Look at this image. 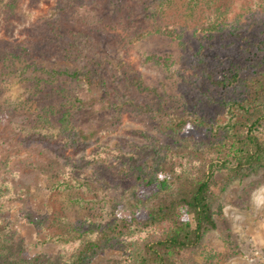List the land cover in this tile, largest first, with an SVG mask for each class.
I'll list each match as a JSON object with an SVG mask.
<instances>
[{
	"label": "rangeland",
	"instance_id": "374dc122",
	"mask_svg": "<svg viewBox=\"0 0 264 264\" xmlns=\"http://www.w3.org/2000/svg\"><path fill=\"white\" fill-rule=\"evenodd\" d=\"M105 1L111 6L109 14H113L111 10L116 11L114 6L109 0ZM191 2L175 0V6L172 4V17L161 21L158 3L153 8L150 5L149 9L152 11L144 22L141 20L137 39L129 33L123 39H112L114 34L100 35L97 46H103L110 58L109 70L115 87L112 100L116 103L129 101V105H124L125 108H135L142 103L148 108H155L160 102L166 103L161 108L162 123L154 119L155 114L150 118L147 114H137L134 118L125 114L120 128L105 136L102 142L111 146L118 142L127 147L126 151H133L131 143L138 142L145 144L143 147L147 146L146 138L140 133L146 132L158 135L165 144L176 145L175 142L184 138L198 144L196 146L199 153L191 154L190 157L184 152H165L167 156L164 160L167 161L169 175L167 178L176 184L178 176L182 180V174H189L190 170L197 176L203 171V160L200 159L202 153L208 161L217 160L211 182L213 213L217 225L206 231L197 247L186 249L177 256V260L182 264H264V163L253 166L247 164L246 160L250 152L255 150L254 146L244 147L241 140L229 138L228 129L222 128L227 123L234 124L232 133L243 141L248 122L262 112L255 111L248 120L239 111L238 117L231 107L229 109L228 103L214 96L213 84L205 81L204 74L198 73L203 65L208 68L219 66V69L226 70L242 68L249 59L244 40L250 37H255L254 43L249 44L251 49L256 50V58L260 59L264 55V21L253 27L254 22L250 24L252 18L239 15L244 6L251 4L250 0H198L195 6H190ZM20 4V21L12 16L6 18L5 12L0 8V72L12 70V74L0 81V128L6 120L4 116L17 112L21 115V108L16 109L17 104L22 107L18 102L28 99L34 91L28 83L17 77L18 67H24L27 60L25 56L21 59L23 53L19 48L21 51L28 49L27 52L32 53L34 51L31 44H36L38 49L35 52L37 50V53L47 56L40 60L47 67L65 68L72 65L68 60L59 58V53L53 54L58 49L47 46L45 32H52L50 22L54 19L56 0H21ZM79 14L80 11L75 20L79 19ZM224 16L226 26L221 33L218 32L221 36L212 37L210 31L206 32L202 28L205 23H215L216 17L217 24L223 23ZM36 20L38 22L33 23V26L42 27L43 22L48 24L45 32L36 30L34 36L32 32L25 31V27ZM168 25L166 30H179V33L183 32L182 37L168 33L161 35L156 31L158 26L166 28ZM116 30L121 31L118 27ZM254 34L259 35V38ZM44 36V41H41ZM209 37L214 39L210 40ZM217 38H222L221 43L217 42L220 44L218 50L222 57L220 61L213 62L208 50L210 42ZM259 44L263 47L262 51L257 50ZM196 72L198 78L191 80L188 75L196 76ZM212 76L217 77L214 73ZM73 84L75 83L70 86ZM67 85L69 83L65 84ZM230 93L242 97L247 95L243 90ZM234 96H229V100ZM49 104L44 101L33 102L26 109L29 110L26 112L29 121L25 125H11L13 128H21L19 137L26 139L25 145H22L31 146L32 151L27 152L21 148L10 154H0V215L6 225L4 232H0V241L4 240L8 246L0 248V264H11L9 258L14 256L33 264H50L53 260L59 262L61 257L64 259L72 254L84 240L91 236L97 238L102 225L117 220L118 213L130 205L129 196L142 200L146 206L142 207V219L139 218L142 223L138 220L140 225L150 216V203H155L149 200L158 191L156 179L150 180L151 175L147 169L150 164H145L147 171L144 173L136 168H132L130 173L121 169L118 171L113 164L120 160L126 168H131L132 164L137 165L134 161L130 164L128 157L119 156H112L110 165L106 168V178L103 179L106 182H103V191L99 190L100 194L96 196L94 210H89L84 202L67 201L64 183H59L62 178L65 181L62 169L57 167L59 164L55 163L50 168L44 156H37L33 150V146L40 142L45 143V148H49V143L62 145V133L56 122L59 110L52 103ZM175 109L182 111L175 112ZM183 111L184 114L190 112L191 115H202L205 122L199 124L198 120L191 119L192 125L181 132L165 127L173 115ZM101 113L103 112H98L100 118ZM156 114L160 116L159 113ZM39 119L44 121L37 123ZM254 131L260 145L264 146V119L255 125ZM5 138L6 136L0 139V146ZM143 149L145 148H139V156L133 155V159L138 157L139 162L146 160L150 153ZM136 152L134 150V153H130ZM52 168H56V175ZM89 170L88 168L86 171ZM110 189L116 192L110 193ZM104 194L109 195L104 197ZM87 215L92 219L89 221L84 218L83 221V217ZM89 224H94L91 236L84 234L81 239L72 242L74 234L84 231L87 226L89 228ZM140 225L134 223L131 229L136 228L135 231L114 236L104 242L86 264H133L136 248L153 231L162 229L159 225L153 227L155 230L151 226L139 227Z\"/></svg>",
	"mask_w": 264,
	"mask_h": 264
},
{
	"label": "trees",
	"instance_id": "16d2710c",
	"mask_svg": "<svg viewBox=\"0 0 264 264\" xmlns=\"http://www.w3.org/2000/svg\"><path fill=\"white\" fill-rule=\"evenodd\" d=\"M191 1L190 6L197 5L196 1L198 0ZM250 1L251 4L244 6L239 15L252 18L250 24L254 22L252 24L254 27L257 23L264 21V0ZM20 2L21 0H1L0 8L2 7V11L5 12L6 18L12 16V18L19 21L22 19ZM109 3L116 10H111V12H114L113 14H109L111 6L109 7L105 0H56L53 9L54 19L50 22L52 32H45L47 22H43L44 26L42 25V27L33 26V23H37L39 18L33 21L30 26L25 27V31L32 32L34 36L36 30H44L48 39L47 46L54 50L58 49L53 54L59 53V58L68 60L72 65L65 68L47 67L43 62H40V60L46 59L47 56L37 53V50L35 52V49H38L36 44H31L34 51L32 53H28V49H23V51L20 48L18 49L23 53L21 59L25 56L27 60L24 67H18L17 77L24 83H28L30 89L34 91L28 99L18 102L22 107L17 104L16 109L20 110L21 108L22 118L19 117L21 115L18 112L9 114V118L4 116L6 120H2L0 137L6 136V138L1 142L0 154H10L12 151L21 148L31 152V146H23L26 139L19 137L21 128H13L11 125L15 123L25 125L27 120L29 121L26 114L29 110L26 109L33 102L44 101L47 105L52 103L54 106H51L59 110V117L57 116L56 122L62 133V145L49 143V148H45L43 146L45 143L39 141L40 144L34 145L33 150H35L37 156H44L50 168L55 163L59 164L57 167L60 170L62 169L65 177V181L62 178L59 183H64L63 189L66 191L67 201L84 202L89 210H94L96 196L100 194L99 190L103 191V182H106V180H103L106 178L105 171L107 166L110 165L112 156L128 157L130 164L133 161L137 163V165L132 164L131 168H128L129 166L126 168V165L120 160L119 163L113 164V166H117L118 171L121 169L130 173L132 168H136L140 170V173H144L148 169L149 175H151L150 180L156 179L159 193L157 191L150 197L149 200L151 202L155 201V203H150V216L142 225H140L142 221L139 218L142 215V207L146 206L141 202L142 200L135 199L133 195L132 198L129 196L130 205L118 213L117 220L113 223L102 225L97 238L91 236L94 224H89V228L87 226L84 231L74 234L71 241L81 239L80 237L84 234H89L91 237L78 245L73 253L66 256V258L62 259L61 257L59 262L56 260L50 261V264H86L88 259L97 252L104 242L114 236L128 234L132 230L135 231L136 228L131 229L134 223L140 225L139 227L151 226L153 230H155L153 227L159 225L162 229L158 232L153 231L151 235L146 237L145 242L136 248L133 264H182L177 260V256L186 249L197 247L206 231L214 229L217 225L213 213L214 195L211 189L213 168L217 160L210 159L208 161L202 153L200 159L203 160V171L200 168L201 172L195 176L194 171L190 170L189 174H182V180L181 176H178V181L175 184L167 178L169 175L166 169L167 161L164 160L167 156L165 152H184L188 153V156L198 154L199 151L196 146L198 144L192 143L190 139L184 138L180 142H175L176 145H172L160 141L158 135L140 132L146 138L147 146L143 147L142 145L145 144L138 142L131 143L130 146L137 151L136 154H131L134 153V150L126 151L127 147L125 148L118 142L112 146L103 143L102 139L105 136L116 132L120 128L125 114L129 118H134L137 114H147L150 118L155 114L154 119L162 123V119H160L162 117L161 108L166 103L160 102L155 108H148L145 103H142L143 105L139 104L135 108H125L124 105L126 103L129 105V101L124 100L121 103L113 101L115 87L112 82V73L109 70V54L100 43V46H97L101 34H114L112 39H123L128 33L135 38L138 37L141 20L143 19L144 22L149 17L148 13L152 11L149 9L150 5L153 8L158 3L157 9L160 11V21L166 17H172V4L175 6V0H109ZM79 11V19L75 20V16ZM214 19L217 20L218 18ZM216 20L215 23L202 25L206 32L207 30L210 31L212 37L221 36L218 32H222L226 26L225 16L221 24H217ZM117 27L121 29L120 32H117ZM165 27L158 26L156 31L161 35L168 33L176 34L178 38L182 37L183 32L179 33V30L168 31L166 29L169 25ZM45 36L41 41H44ZM254 36L259 38V35L254 34ZM212 37H209V39H214ZM254 39L255 37H250L244 40L245 51L249 57L246 65L249 66L243 65L242 68H229L226 70L219 69V66L208 68L203 65L198 70V73L204 74L205 81L213 84L214 96L228 103L229 109L231 107L238 117L239 111L248 120L255 111L260 110L262 112L253 121L248 122L243 141L232 133L234 124L227 123L222 126V128L228 129L229 138L233 139L235 137L236 140H241L240 143L244 147L245 145L248 147H250L249 145L254 146L255 150L250 152L246 160L247 164L251 166L264 163V146L260 145L259 138L254 131L255 125L261 119H264V55L260 59L256 58L257 52L253 48L251 49L249 44L250 42L254 43ZM221 40L222 38H217L210 42L208 53L213 62L221 60L222 54L218 50L220 44H217V42L221 43ZM134 41L135 39L131 42ZM263 47L259 44L257 50L262 51ZM11 71H1L0 81L12 74ZM198 73L196 76L193 74L188 76L191 80H195L198 78ZM212 73L216 74L217 77L214 78ZM67 83L69 85L65 86ZM72 83L75 84L70 86ZM38 89L39 91H37ZM237 90H243L247 95L244 94L245 96L242 97L230 93ZM229 96L234 97L229 100ZM181 111L175 109V112ZM98 112H103L101 118ZM156 113H159L160 116ZM191 119L198 120L199 124L205 122L202 115H191L190 112L184 114L183 111L173 115L165 127L173 128L174 132H181V130L183 131L192 125ZM43 121L39 119L37 123ZM139 148H145L143 151L146 150L150 153L146 160L142 159L140 162L138 157L136 159L132 157L133 155L139 156L137 154ZM146 163L150 164L147 169L145 168ZM240 165L243 164L240 163ZM88 168L90 170L86 171ZM52 169L55 171L56 168ZM54 173L56 175L57 170ZM61 177H63V174ZM59 183L57 187L60 186ZM106 189H109V187ZM112 191L116 192V190L110 189V193ZM108 195L104 194V197ZM145 211L146 208H144ZM1 218L0 215V232H4L6 225ZM84 218L89 219V221L92 219L90 215L84 216L83 221ZM100 225L98 224V226ZM7 247L4 240H1L0 248ZM3 256L4 254H2ZM9 261H11V264H33L26 259L17 258V256L9 258Z\"/></svg>",
	"mask_w": 264,
	"mask_h": 264
}]
</instances>
